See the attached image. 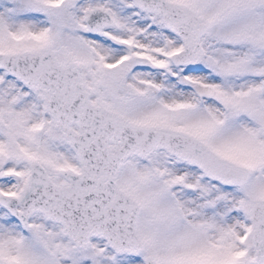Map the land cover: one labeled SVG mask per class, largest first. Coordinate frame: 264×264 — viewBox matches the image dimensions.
I'll return each instance as SVG.
<instances>
[{"label":"snow or ice","instance_id":"6c2138e0","mask_svg":"<svg viewBox=\"0 0 264 264\" xmlns=\"http://www.w3.org/2000/svg\"><path fill=\"white\" fill-rule=\"evenodd\" d=\"M0 264H264V0H0Z\"/></svg>","mask_w":264,"mask_h":264}]
</instances>
